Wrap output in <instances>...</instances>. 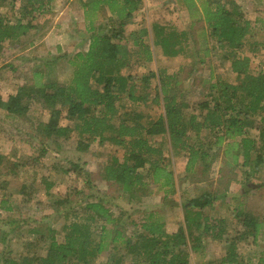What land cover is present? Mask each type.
Instances as JSON below:
<instances>
[{
  "label": "trees",
  "instance_id": "16d2710c",
  "mask_svg": "<svg viewBox=\"0 0 264 264\" xmlns=\"http://www.w3.org/2000/svg\"><path fill=\"white\" fill-rule=\"evenodd\" d=\"M5 1L0 0V8ZM142 1L84 2L88 47L86 51L68 56L67 64L72 67L69 82L61 84L52 77L51 67L58 65V58H54L44 64L42 73L33 74L32 83L21 80L14 94H0V112L6 117L25 118L32 104L39 105L48 115L46 122L38 123L35 128L41 142L38 155L10 162H5L0 155V167L4 163L5 172L14 176L18 165L24 175L36 176L34 169L40 166L52 143L56 146L57 141L64 142L75 133L78 137L76 149L87 152L92 142L100 145L105 142L122 150V157L110 156L105 161L100 171L102 180L116 184L121 193L128 195L127 199L138 204L141 197L160 193L161 205L180 207L182 223L176 231L167 232L165 221L153 212L144 215L139 222L124 211L113 215L106 196L93 193L87 194L79 210H75L80 202L74 198L81 191L59 198L51 192V179L41 177L45 196L52 199L50 208L63 213L62 239L59 240L57 231L45 223L44 231L41 228L30 230L29 235L37 239L23 246L18 259H11L10 252H4L5 244L10 234L19 233L27 220L6 219L4 225L10 228L9 231L0 229L3 249L0 264H93L104 252L107 255L104 264H122L125 257L130 258L131 264H190V256L204 250L203 239L208 237L225 243L223 256L212 264H249L238 252L239 243L250 239L255 244L264 240V218L248 212L240 204L233 213L240 229L233 237L224 239L225 220L210 218L204 209L229 197L226 192L203 191L180 204L174 198L178 180L172 165L180 154L186 155L185 177L198 174L197 181L205 179L222 147L223 155L228 156L226 166L238 168L245 179L254 176L251 171L264 164V71L252 72L250 58L239 54L252 40L249 21L243 19L241 9L232 0H173L187 11H195V1L199 2L210 30L209 39L213 42L210 48L206 46L204 57L217 47L221 61L228 63L229 72L235 76V81L229 82L225 77L212 74L214 80L210 81V74L202 99L190 106L180 93L181 78L177 73L169 74L164 68L140 77L122 73L133 64L143 66L152 62L155 48L169 58L183 54L189 39L187 32H179L171 24L153 22L145 27L143 17L138 21L142 24L139 29L127 32V26L134 24ZM21 2L23 5L13 19L0 13V51L5 43L20 44L21 38L31 29H37L33 26L35 19L53 0ZM104 10L109 17L95 24L94 14L96 11L103 14ZM261 23L264 34V22ZM251 45V51H256L257 43ZM204 62L198 59V64ZM213 70L210 64V72ZM151 87V102L159 107L158 115L150 117L125 110L123 100L140 103L145 96L138 95L137 91L147 93ZM253 116L256 119L249 124ZM63 117L72 125L61 126ZM250 130H255L256 136H251ZM203 132L211 136L210 140H201ZM208 149L215 151L212 153ZM11 156L16 158L15 153ZM70 170L80 179L83 171L77 164L62 171L68 173ZM83 174L84 185L91 190L90 173ZM146 180L156 186L154 192L146 190ZM6 185V180L0 181V209L10 213L16 204L6 198ZM261 186L264 184L256 188ZM19 191L30 197L23 184ZM256 264H264V250Z\"/></svg>",
  "mask_w": 264,
  "mask_h": 264
},
{
  "label": "rangeland",
  "instance_id": "374dc122",
  "mask_svg": "<svg viewBox=\"0 0 264 264\" xmlns=\"http://www.w3.org/2000/svg\"><path fill=\"white\" fill-rule=\"evenodd\" d=\"M88 0H53V2L40 14L34 21L37 29H31L26 36L21 38L19 44L5 43L0 53V94H14L21 80L32 83L33 74L43 71L44 64L54 58H58V65L51 67L52 77L61 84H67L71 77L72 67L67 64L68 56L77 52H83L88 47L87 22L83 15L81 3ZM242 11L243 19L248 20L251 26L252 40L246 43L239 51L241 56L250 58V69L256 73L264 71V34L262 24L264 22V0H232ZM197 8L195 11L181 9V4L173 0H143L142 6L135 14L134 24L127 26V32L140 28L138 21L144 18L145 27H149L153 22L161 25H173L180 31L188 34L187 46H184V53L177 57H166L161 54L158 48H155L154 60L143 66L133 64L129 69H123L122 73L132 74L134 77L146 75L148 72H155L159 68H164L167 73H177L181 78L179 83L180 93L185 96L190 106L202 99L206 82L209 75L221 76L228 79L229 82L235 81V76L229 72L228 63L222 62L221 53L216 47L204 57V50L211 47L213 42L209 39V28L200 11L199 2L195 1ZM21 0H6L0 8V13L7 18L13 19L17 16ZM95 24L107 19L109 13L104 10L98 17L94 14ZM169 23V24H168ZM257 43L256 51H251V44ZM130 43H128V46ZM204 57V58H203ZM205 60L198 64V59ZM210 64L214 70L210 72ZM219 65V67H218ZM47 69V68H46ZM42 73V72H41ZM154 82L151 80V86ZM152 87L149 92L137 91L138 95L145 96L140 103L133 104L123 100L125 110L128 112L142 113L155 117L160 113L159 107L151 102ZM151 92V93H150ZM147 94V96L145 95ZM236 115V114H234ZM65 117V116H64ZM62 118L61 126H71L72 123ZM48 115L39 105H30L25 118H9L3 112H0V155L4 156L5 162L17 158H34L38 155V146L40 140L36 137L35 128L38 123L46 122ZM256 119L255 116L249 119V124ZM251 136H256L255 130H250ZM211 136L201 135V140H210ZM78 137L75 133L71 134L66 141H57L58 145H52L46 151L47 153L41 159L40 166L31 169L36 171V176L29 173L24 175L21 166L16 167V175H9L5 172V164L0 167V181L6 180L7 185L4 193L6 198L15 203L13 212H6L0 209V229L9 231V226L4 225L6 219L14 218L20 221L27 220L26 225L22 226L19 233L13 232L9 236V242L5 244L9 251V258L18 259L23 246L35 240V236L29 235L33 228H41L44 231L46 224L51 229L57 231V238L62 239L63 231V213H56L51 208V197L45 196V187L41 182V177L51 179L53 186L52 194L59 198L81 191L76 196L80 202L75 210H79L87 194L106 196L111 213L117 215L124 211L130 215L136 222H139L144 215L153 212L158 218L165 221L166 231L174 232L182 223V210L180 207H168L161 205L160 193H153L148 197H141V203L127 199L126 194L120 192L116 184L107 183L102 180L101 167L110 156L122 157V150L117 147L109 146L107 143L100 145L97 141L91 143L87 152H81L76 149ZM158 141V140H157ZM50 145V143H49ZM226 147V146H225ZM209 150V149H208ZM214 152L215 149H210ZM16 154V158L11 156ZM224 148H220L215 161L212 163L208 174L203 181H197L194 174L191 177H185L183 168L186 155L180 154L174 158L172 168L175 177L178 180V191L174 197L178 204L187 199L199 195L203 191L226 192L229 197L216 201L211 207L204 209V213L213 219L225 220L224 239L233 237L235 232L240 229V225L234 220L233 213L240 204L248 212L264 218V164H261L256 170H252L255 175L245 179L238 168L228 165V156H224ZM121 160V159H120ZM19 162V161H18ZM20 164V163H19ZM71 164H77L83 172L78 175L71 170L63 173V169L69 170ZM233 169L230 171V169ZM84 172H89L93 188L88 190L84 185ZM87 176V175H86ZM25 186V192L29 195L20 194V186ZM146 190L153 191L156 186L146 180ZM255 188L257 190H255ZM1 197V193H0ZM28 200V202H25ZM130 200V201H129ZM49 206V207H48ZM46 223V224H45ZM37 239V238H36ZM224 241L212 240L209 237L203 239L204 250L199 254L190 256V264L214 263L215 260L223 256L225 252ZM264 250V240L260 239L255 244L249 241L241 242L238 245V252L242 260L249 264H256L261 252ZM3 251L0 243V253ZM106 252L97 256L93 264H104L106 261ZM122 264H131L130 258L125 257Z\"/></svg>",
  "mask_w": 264,
  "mask_h": 264
},
{
  "label": "crops",
  "instance_id": "0c3cea01",
  "mask_svg": "<svg viewBox=\"0 0 264 264\" xmlns=\"http://www.w3.org/2000/svg\"><path fill=\"white\" fill-rule=\"evenodd\" d=\"M81 5H82V3H81ZM82 12H83V11H82ZM101 13H102V12H100V11H96L95 14L99 17V16L101 15Z\"/></svg>",
  "mask_w": 264,
  "mask_h": 264
}]
</instances>
